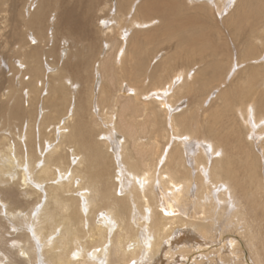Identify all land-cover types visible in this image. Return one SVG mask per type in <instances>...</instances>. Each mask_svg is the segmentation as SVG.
I'll return each mask as SVG.
<instances>
[{"label": "bare ground", "instance_id": "obj_1", "mask_svg": "<svg viewBox=\"0 0 264 264\" xmlns=\"http://www.w3.org/2000/svg\"><path fill=\"white\" fill-rule=\"evenodd\" d=\"M120 1L107 14L104 7L110 2L101 7L92 2L91 8L104 12L98 21L103 19L100 30L108 41L100 42V58L95 60L87 93L84 89L73 98L75 92L69 95L67 86L77 92L78 82L61 77L57 66L47 64L49 82L43 103L52 107L50 114L39 115L40 106L36 115L32 106L26 111L30 113L26 123L16 124L21 103L14 98L6 108L8 118L2 116L0 264H264V161L260 155L264 141L257 130L264 123V89L260 105L250 95L256 83L264 85V70L253 68V74L240 77L250 89L233 97L224 93L220 111L212 114L213 120L223 112L231 116L238 134L243 129L247 148L257 153L256 164H239L245 173L239 177L224 143L211 135L213 124L203 122L205 136L197 126V107L184 114L183 93L187 88L195 90L193 74L198 67L193 72L174 61L168 73L169 54L159 51L144 66L139 61L148 53L145 46L160 39L177 38L179 45H186L177 44L175 53L200 44L209 33L206 23L197 22L200 18L189 14L183 0ZM197 1L207 4L208 9L197 7L206 18L212 10L222 16L237 2L186 3ZM3 5L4 0L0 12L5 11ZM125 9L129 13L121 11ZM38 10L30 15L29 24L40 32L42 12ZM155 17L163 23L152 27ZM227 24L234 40L245 39V59H255V43L264 44V0H239ZM38 37L29 36L28 43L39 46L43 38ZM36 46L23 52L22 44L18 45L25 59L21 56L20 62L33 73L23 90L32 105L43 92L38 84L44 82L39 78L42 62ZM160 57L161 62L152 65ZM231 63L228 78L245 64ZM214 65L207 68L212 70ZM153 76L158 83L148 88ZM90 132L98 134L93 139L97 146L90 137L86 140ZM90 155L97 161H87ZM256 206L262 210L254 215Z\"/></svg>", "mask_w": 264, "mask_h": 264}, {"label": "rangeland", "instance_id": "obj_2", "mask_svg": "<svg viewBox=\"0 0 264 264\" xmlns=\"http://www.w3.org/2000/svg\"><path fill=\"white\" fill-rule=\"evenodd\" d=\"M49 1L50 0H4L5 6L3 5L2 9L5 11L0 12V16H1L0 17V122L3 117L8 118V111L6 112L7 110L6 108L10 106L12 99L14 98L17 99V102L19 101L21 103L20 108L18 109L19 117L14 122L16 124L26 123V116L27 114H30V113H27L26 111H30L29 108L32 109V106L35 107V108L33 107V110L36 115H37V110L40 108V106L43 110L39 112V115L43 116V115L50 114L52 107L47 103H46L47 105L43 103V100H44L43 98L44 97L46 98V95H47V94L45 95V93H47L46 85L49 82L47 78V71H45V69L47 70V66H46L47 64L48 66L49 64L53 65L54 67L57 66V68L59 69L58 71L59 73L57 72V74L60 75L61 77L71 78L73 83L78 82L77 86L76 87L74 86L75 89L77 88L76 89L77 92L72 90V86L66 85L69 90V95L71 94L70 91L75 92L73 94L74 95L73 98L75 99H77L78 96H81L80 93L82 91L86 90L85 92L87 93V90H88L87 87L89 86V83L93 80V77L95 75L94 70L96 69V66H97V63H95V60L98 61V59L100 58L98 53L102 49L101 43H103L104 45V42L108 41V39H105L106 38L105 34H102L103 32L100 30L101 28L100 22L103 21V19L101 20L99 19L100 21H98L99 17H103V14H102L103 11H100V10L97 11L96 9L94 10L93 8H91L93 6L92 2H94V0H87V1L86 0H53L52 1L51 0L52 1V2L50 1L51 3H49ZM82 1L84 4H82ZM119 1L120 0H112V2L111 0H96V2L94 3L99 4V7H101L102 5H104L103 2H107V3L110 2L111 4L109 3L104 7V12L105 14H107L106 11L114 10L115 5L116 6L119 5L118 4ZM0 2L2 4V0H0ZM141 2H143V0H139L137 3H141ZM54 3L56 4L54 5ZM87 3L89 4V6ZM182 3L184 7L187 8V10L189 9V14H193L194 16H197L200 18L197 20V22L201 23L202 25H205L206 23L209 33H207L206 37L203 40L198 42L200 44L189 47L185 51L183 50L180 53H175L177 44H178L177 38H172L170 40H165V41L160 39L159 41H157V43H159L160 46L156 42L145 46L144 49H146L148 53H146V55L143 56V58L140 57L139 61L144 66L146 62L149 61L150 58L154 56L156 51H159L158 53L162 54L163 56L169 54V58L167 59L169 70H166V72L168 71V73H171L172 68L174 66V61H175V65H177L178 63H179V66L186 64L187 67H189V69H192L193 72L198 67L195 73L193 74L195 81H197L195 90L190 91V89L187 88L188 92L185 91L183 93V97H182L183 99L181 102H182V105L184 106V114L187 115L189 112L193 111L197 107L196 109L198 111V117L196 120H199V121H196L198 123L197 126L201 130H203L205 127L204 125L213 124L211 125L212 126L211 135L215 137L216 139H218L219 141H221L222 143H224L223 145H224L226 155L230 157V159L233 162L232 164H234L233 165L234 168L238 172L237 175L241 177L245 175V173H243L239 164H250L251 162L253 164H256L253 158H256L255 155L257 153L255 152L254 154H252V152L247 148L245 144V140H244L243 129L240 127L241 134H238L237 129L239 130V127L237 126L236 128V126L233 124L232 122L233 120L231 119V116L226 115V113L222 111L224 115H221L219 113V116L216 115L217 118L213 120L212 114L215 113V109L216 111H220L221 102L224 101L226 97L224 93L229 94V96L232 95L233 97L239 94L240 91H242V89H245V90L250 89L248 83L240 79L243 76H246V74L248 75L253 74L254 73L253 68H257L260 71L264 70V62H262L263 60L261 58L264 56L263 55L264 54L263 53L264 44L255 43L256 44L254 47L255 54L253 55L255 59H252L251 57L249 59V57H247L248 58L247 60L245 59V56L242 55L243 51L245 50L244 48L246 44L244 43L245 39L239 38V39L234 40L235 39L234 34L232 33V31H230L231 28H229L230 26H228L227 24V21L229 20L231 14L234 13L239 3V0H237V2L234 3V6L233 8H231L230 11H227L225 14L223 12L222 16H219L214 10H212L210 11L209 13L210 16L208 18H206V15L204 14V12L203 13L201 12L202 10H199V9H198L199 11L197 10V7L199 8L202 6H206V9H208V6L206 3H202V2L200 3L199 1L192 2V3H186V0L185 1L183 0ZM39 6H40L39 10H41L42 12L41 18H38V23L40 22L41 31L37 32L30 26L29 20H30V17L32 16L31 14L34 13V11L38 10ZM95 7H98V5H96ZM126 10L127 9L121 10V11L129 13V11H126ZM85 11L86 13L87 12L88 13L87 14L83 13ZM48 14H50V16ZM202 14H204L205 16ZM53 15L55 16L53 17ZM63 17L65 18L64 21H62L64 19ZM155 18H157L158 20L155 22L156 24L152 25V27H157L163 23L162 18H158V17H155ZM166 21L167 20L164 18V25H166ZM128 24L129 23H127L126 25L128 26ZM23 25H26L27 27L25 28V26ZM35 34L37 35V37L39 36L40 38H43L41 44L38 43L39 46H36V44L32 45V43H28L29 36H34ZM244 34L248 36L246 32ZM57 40L59 41L58 43H57ZM238 42L240 44H238ZM19 44L20 45L22 44L24 48L23 52L29 51L32 48V46H36L39 56H40V61L42 62V66L45 65V68L44 66L43 67L41 66L42 70H41V75L39 76L41 81H43L44 79V82L41 83L42 85L38 84L39 92H42V90L43 92L39 93L40 98L38 100L33 99V105H32V102H30L31 98L28 99L25 96H23V90L25 92V88H27V83L30 82L31 80L30 76L33 77V73L30 71L29 66L28 65L26 66L23 63L25 59H23L24 56H22L23 52L19 51L20 49H18ZM30 44L32 46H30ZM179 46L184 47L186 45L181 44ZM63 48L65 49V51ZM17 53H19V55H17ZM258 54H260L261 56L260 57L257 56ZM21 56H22L23 61L20 62ZM230 56L232 57V59L230 58ZM16 57H18L19 59H17ZM52 57L54 59H52ZM125 57H127V54ZM257 58L259 59L257 60ZM161 59H162L161 57L157 58V62L152 63V65L159 64L161 62ZM200 59H204V61L201 63ZM195 60L199 62V64L196 63L195 65H193V63L196 62ZM234 61L238 64L239 63H245V64L241 65V67L236 68V70L238 69V71L236 72L235 76L228 78L226 77V75L230 71L231 68H227V66L229 64L231 65L232 64L231 62H234ZM211 63L215 64L212 67L213 68L212 70L210 68L209 69L207 68V66ZM247 66L248 68H246ZM203 70H204V73H202ZM42 74H44L46 77ZM157 83L158 82H157L156 77L153 76L150 79V82L147 87L149 88L150 85L157 84ZM258 85H259L258 83L255 84L254 91L250 94L254 98L253 102L255 105L262 104L260 91L264 89V85L262 86H258ZM27 99H28V103L26 102ZM11 109H12V105H11ZM5 113L7 115H5ZM78 115H80V111ZM195 117L196 116L193 115V118ZM48 120L53 121L56 119L50 118ZM79 120H80V117H78V121ZM203 122L205 123L204 125H203ZM101 129L102 127L98 126L97 130L99 132ZM257 130L262 135L261 141L263 142L264 141V123L263 122L260 123ZM203 133H204V130H203ZM93 134L94 133L90 132L89 135H87L86 140L90 137L89 139H90V142L93 143V146H97L98 143L93 142V139L94 138L97 139L98 134H95V136ZM198 135H201V134H198ZM205 136H208V135L205 134ZM79 137H80V134L77 138ZM197 138H199V136H197ZM263 149H264V145L261 150V154L259 153L262 157L261 159L262 161H264ZM82 152L85 154L84 150ZM94 160L97 161V158L94 157V155H90L87 157V161L92 162ZM261 171L264 173V164L261 168ZM239 187H241L240 184H239ZM238 195L241 197L240 194ZM248 209L252 211L250 207ZM254 210L255 211L252 214L255 215V214H260L262 209L261 207L257 208L256 206ZM226 224L230 225L231 219H229V221L226 220ZM232 228H237V227L233 225ZM260 228H262V224Z\"/></svg>", "mask_w": 264, "mask_h": 264}]
</instances>
